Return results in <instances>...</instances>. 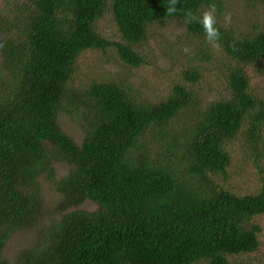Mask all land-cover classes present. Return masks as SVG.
<instances>
[{
  "label": "trees",
  "instance_id": "trees-1",
  "mask_svg": "<svg viewBox=\"0 0 264 264\" xmlns=\"http://www.w3.org/2000/svg\"><path fill=\"white\" fill-rule=\"evenodd\" d=\"M245 1L239 21L224 0H179L172 15L168 0H0V264H264V164L252 186L235 173L244 133L264 140V0ZM210 4L219 49L185 23ZM218 67L221 97L204 108L198 85ZM42 175L63 212L45 225ZM42 222L39 242L6 256Z\"/></svg>",
  "mask_w": 264,
  "mask_h": 264
},
{
  "label": "rangeland",
  "instance_id": "rangeland-1",
  "mask_svg": "<svg viewBox=\"0 0 264 264\" xmlns=\"http://www.w3.org/2000/svg\"><path fill=\"white\" fill-rule=\"evenodd\" d=\"M226 3L225 9L230 11L235 15V20L241 21L243 14L246 12H251L252 5L245 0H224ZM185 30L184 24L181 22H174L168 28V33L171 37H174L178 33H182ZM85 56H89L87 63L91 61L98 60L103 55L92 54L90 52L85 53ZM104 59V58H103ZM107 60V59H106ZM105 60V61H106ZM158 63L162 66H166V57H159ZM219 76L221 77L218 81L214 82L210 87L205 81H201L197 88L198 96L201 99V106L206 108L210 105L211 102L219 99L221 97L220 90L224 88V71L222 67L217 69ZM178 72L170 71L169 80L176 75ZM145 78L146 75H135L134 80L138 87L141 88V95L144 98H150L153 96V92L145 87ZM214 87V88H213ZM192 118H183L182 127L183 129L188 127ZM61 127L68 133L77 143H81L84 139V132L82 128L77 125L72 118L65 112L59 114L58 119ZM235 159L237 162L235 173L238 174L248 186H252L257 182L256 176L257 172V163L264 164V140L254 142L251 138V133L245 132L241 137V141L238 144V147L235 152ZM57 173L59 176L64 175L70 168V164L66 162H57ZM261 171L263 168H259ZM264 172V169H263ZM41 184V196L43 199V212H44V225L48 224L46 220L51 219L53 216H61L62 211L58 210L57 206L61 202V195L56 191L52 181L45 175L40 177ZM84 208L95 209L96 205L92 202H85ZM43 222L35 225L32 230H22L16 233L8 241L5 249V254L10 259L14 258L23 247H30L36 242H39L38 237L41 235L43 230Z\"/></svg>",
  "mask_w": 264,
  "mask_h": 264
},
{
  "label": "clouds",
  "instance_id": "clouds-1",
  "mask_svg": "<svg viewBox=\"0 0 264 264\" xmlns=\"http://www.w3.org/2000/svg\"><path fill=\"white\" fill-rule=\"evenodd\" d=\"M179 0H168L166 4L167 15L175 14L177 11V4ZM185 23L191 24L193 22L198 23L204 33L205 41L209 44L210 47L214 49L220 48V39L221 32L217 27V18H216V5L210 4L209 7L204 10L199 17L195 16L191 11H188L186 14ZM231 13L224 14L225 24L231 23ZM183 51L187 54L191 51V49L187 46L183 48Z\"/></svg>",
  "mask_w": 264,
  "mask_h": 264
}]
</instances>
